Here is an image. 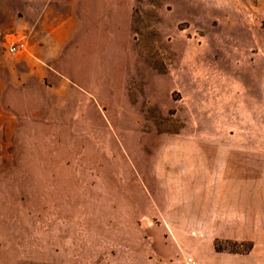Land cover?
Segmentation results:
<instances>
[{"label": "rangeland", "instance_id": "rangeland-1", "mask_svg": "<svg viewBox=\"0 0 264 264\" xmlns=\"http://www.w3.org/2000/svg\"><path fill=\"white\" fill-rule=\"evenodd\" d=\"M102 11L96 65L31 63L18 48L24 43L0 31V168L17 171L0 182L69 185L72 201L101 200L103 236L113 230L116 254L125 256L141 242L147 247L143 237L165 235L161 223L138 218L144 189L165 197L175 146L185 147L188 161L193 109L198 103L206 115V88L245 86V104L234 93L208 96L231 109L239 98L245 105V112L210 111L219 120L210 130L256 141L261 158L247 159V168L264 183V0H114ZM126 13L133 34L125 47ZM111 201L134 207H118L111 220ZM131 209L134 218L126 217ZM87 222L93 231L94 220Z\"/></svg>", "mask_w": 264, "mask_h": 264}, {"label": "crops", "instance_id": "crops-1", "mask_svg": "<svg viewBox=\"0 0 264 264\" xmlns=\"http://www.w3.org/2000/svg\"><path fill=\"white\" fill-rule=\"evenodd\" d=\"M110 2L114 0H0V31H12L24 43L31 63L101 64L102 6ZM123 21L125 46L133 31L127 13ZM204 91L206 115H198L202 109L197 103L188 161L185 147L175 146L174 182L161 185L165 197L156 199L144 189L147 199L138 218L164 225L161 239L143 237L149 246L141 242L133 255L118 256L116 233H102L101 200L72 201L65 194L74 191L69 185L0 182V264H189L188 259L194 264H264V183L254 176V168H247V159L256 154L260 159L261 151L245 134L210 130L219 120L211 121L208 114L245 112L247 91L244 85L242 92L219 87ZM232 93L243 95V106L240 98L232 109L223 99L215 104L208 98ZM16 172L0 168V176ZM122 204L105 206L111 220L119 218L118 207H134L133 201ZM131 210L126 217L134 218ZM103 238L108 248H103ZM125 248L133 250L134 245L129 242Z\"/></svg>", "mask_w": 264, "mask_h": 264}, {"label": "built area", "instance_id": "built-area-1", "mask_svg": "<svg viewBox=\"0 0 264 264\" xmlns=\"http://www.w3.org/2000/svg\"><path fill=\"white\" fill-rule=\"evenodd\" d=\"M18 48H19V49H23V48H24V44H20V45L18 46ZM15 51H17V48H12V49H10V52H11V53H14ZM187 262H188L189 264H194V263L191 261V259H188Z\"/></svg>", "mask_w": 264, "mask_h": 264}]
</instances>
